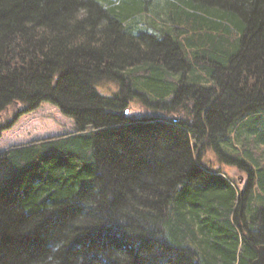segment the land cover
I'll return each instance as SVG.
<instances>
[{
  "label": "trees",
  "instance_id": "obj_1",
  "mask_svg": "<svg viewBox=\"0 0 264 264\" xmlns=\"http://www.w3.org/2000/svg\"><path fill=\"white\" fill-rule=\"evenodd\" d=\"M41 104L75 130L0 149V264H253L264 0H0V138Z\"/></svg>",
  "mask_w": 264,
  "mask_h": 264
},
{
  "label": "rangeland",
  "instance_id": "obj_2",
  "mask_svg": "<svg viewBox=\"0 0 264 264\" xmlns=\"http://www.w3.org/2000/svg\"><path fill=\"white\" fill-rule=\"evenodd\" d=\"M102 88L107 90L108 93H112L114 90L108 84L102 85ZM100 92L103 93V91ZM74 130V122L63 117L56 107L49 104H41L40 108L20 117L15 125L2 134L0 149H7V147L27 143L30 140L63 135ZM214 167V169H221L228 178L232 174L240 183L245 181L243 177H239L241 173L236 172L233 166L217 163Z\"/></svg>",
  "mask_w": 264,
  "mask_h": 264
},
{
  "label": "water",
  "instance_id": "obj_3",
  "mask_svg": "<svg viewBox=\"0 0 264 264\" xmlns=\"http://www.w3.org/2000/svg\"><path fill=\"white\" fill-rule=\"evenodd\" d=\"M253 264H264V245L257 248V256Z\"/></svg>",
  "mask_w": 264,
  "mask_h": 264
}]
</instances>
